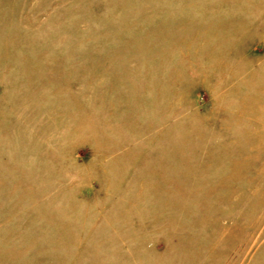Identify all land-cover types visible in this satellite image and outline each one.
I'll use <instances>...</instances> for the list:
<instances>
[{
  "label": "rangeland",
  "instance_id": "374dc122",
  "mask_svg": "<svg viewBox=\"0 0 264 264\" xmlns=\"http://www.w3.org/2000/svg\"><path fill=\"white\" fill-rule=\"evenodd\" d=\"M0 264H264V0H0Z\"/></svg>",
  "mask_w": 264,
  "mask_h": 264
}]
</instances>
